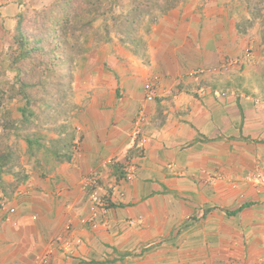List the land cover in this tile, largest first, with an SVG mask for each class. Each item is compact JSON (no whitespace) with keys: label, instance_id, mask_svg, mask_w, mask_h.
I'll return each mask as SVG.
<instances>
[{"label":"crops","instance_id":"obj_1","mask_svg":"<svg viewBox=\"0 0 264 264\" xmlns=\"http://www.w3.org/2000/svg\"><path fill=\"white\" fill-rule=\"evenodd\" d=\"M30 4L0 0V50ZM238 12L184 0L153 21L144 59L121 49L83 70L71 159L0 191V264H264V88L244 78L264 45Z\"/></svg>","mask_w":264,"mask_h":264},{"label":"trees","instance_id":"obj_2","mask_svg":"<svg viewBox=\"0 0 264 264\" xmlns=\"http://www.w3.org/2000/svg\"><path fill=\"white\" fill-rule=\"evenodd\" d=\"M240 1L253 16L251 19L264 12V6L260 8L263 0ZM181 2L128 0L124 9L120 0H52L48 6L28 8L18 15L9 33L8 48L0 53V130L2 135L22 139L26 148L23 153L17 152L15 142L14 146H4L0 153V190L4 194L24 182L30 173L45 176L56 164L70 160L75 145L74 130L68 124L53 123L47 128L54 130L55 138L47 139L39 129L22 132L53 119L45 111H53L65 98L73 80V66L88 50L87 38L94 21L101 19L105 23L101 40L107 41L108 34L115 31L123 47L144 59L145 41L144 35L138 34L140 27L144 34L148 33L158 15ZM251 22L249 18L241 20L239 31H246ZM13 101L21 103L18 120L9 115ZM68 128L72 134L66 133ZM25 154L32 162L31 170H24L21 163ZM6 175L11 176L9 180Z\"/></svg>","mask_w":264,"mask_h":264},{"label":"rangeland","instance_id":"obj_3","mask_svg":"<svg viewBox=\"0 0 264 264\" xmlns=\"http://www.w3.org/2000/svg\"><path fill=\"white\" fill-rule=\"evenodd\" d=\"M40 2V5H38L36 8L38 9L41 6H48L52 0H37ZM223 2L227 5L234 6L235 8L238 9L240 13L239 18H242L243 15H245V11L247 10L243 4V1L240 0H223ZM33 4V0H32ZM120 5L122 8L125 9L126 6H128V0H120ZM31 6V4L29 5ZM264 6V0L260 6V8ZM35 8V7H33ZM28 8H25L23 10H27ZM264 11V8H261ZM22 10V11H23ZM36 10V9H34ZM21 11V12H22ZM253 17L251 14H249V20H252V22L249 24V28L252 30L253 35L257 38V52L258 49L261 47L260 45H264V12L261 14H258L254 16V19H251ZM241 21V19H239ZM107 24L111 25V19L107 18L106 19ZM105 23H102L101 19H96L93 24V29L90 30L89 36L87 38L88 42L86 45L88 46V50L84 52L82 55L83 58L76 60V65L73 66V80L70 85V87L67 89V93L65 95V98H62L58 102V107L54 108L53 111L46 110L45 113H49V116H52L53 119L50 121L48 120L49 124H53L56 121L60 122L61 124H68L72 128H77L76 122L79 120L78 117H82L84 113L83 108V100L80 99L83 98L81 94L78 92V85L79 81H81V77L83 75V70L86 67H99L100 64H103L104 67L107 66L106 61L104 59L111 53L112 51L116 50H129L125 47H123L119 41V37L117 34H115V31H111L108 34L109 39L107 41L101 40V36L105 35L104 33V26ZM141 29L139 30L138 34H143L145 37L146 34L143 33V28L140 27ZM7 45V43H6ZM120 48V49H119ZM258 61H256L254 64L249 65L246 67L245 76L249 81H251L252 85L257 84L261 87L264 88V46L262 47L261 51H259L258 55ZM262 96H264V92H262ZM10 112L9 115L14 118L15 120H18L21 118V113L17 109L19 106H21V103L18 101H13L10 103ZM62 109V110H61ZM48 116V118H49ZM1 117H3L1 115ZM0 117V121L2 118ZM54 118H56L54 120ZM43 121V120H42ZM42 124H39L36 127H31L29 129L24 130L22 133H29L32 132L33 130L39 129L41 132L47 134V139L48 138H55L56 135L54 134V130H48L44 129ZM50 127V125H49ZM76 132V130H75ZM77 132L79 133L78 129ZM77 135V133L75 134ZM18 143V148L17 152H24L26 148V143L22 139H13L11 134L9 136L2 135V132L0 130V153L4 151V146H14V143ZM26 155V154H25ZM21 163L24 166V170H31L30 164L32 163L30 161V158L26 155L23 156L21 159ZM11 176L6 175L5 178L8 180Z\"/></svg>","mask_w":264,"mask_h":264},{"label":"clouds","instance_id":"obj_4","mask_svg":"<svg viewBox=\"0 0 264 264\" xmlns=\"http://www.w3.org/2000/svg\"><path fill=\"white\" fill-rule=\"evenodd\" d=\"M184 1V0H183ZM182 3V2H181ZM25 8H33L32 6H29V5H27V6H24L18 13H17V15H16V18L18 17V15L21 13V11L23 10V9H25ZM33 9H37V8H33ZM15 18V19H16ZM157 18H155L154 20H156ZM14 26V25H13ZM13 28V27H12ZM12 28H11V30H12ZM11 30L7 33V35L5 36V45H3V48L0 50V53H2V52H4L7 48H8V45H9V33L11 32ZM144 38V37H143ZM6 43H7V45H6ZM132 54V53H131ZM234 63V61H229L228 62V64H233ZM145 91H146V99L147 100H151V99H153V93H152V88H151V86L147 83V84H145ZM52 119H50V121H51ZM144 120H145V116H144V114L143 113H141V114H139L138 115V118L136 119V121L134 122V124H135V127H134V130H133V132H132V136H135L136 135V133H137V130H138V128L140 127V125L144 122ZM55 123H59V122H55ZM47 124H49V122H47V123H45V124H43L44 126H43V128L44 129H47L48 127H49V125L51 126V124H49V125H47ZM50 128V127H49ZM72 128V127H71ZM73 130H74V149H73V152H74V150H75V148H76V145H77V142H78V140L80 139V137H81V135H80V132L78 133L77 132V129L78 128H72ZM51 130V129H50ZM75 130H76V132H75ZM79 131V130H78ZM68 132H71L70 131V129L68 128V131L66 132V133H68ZM65 133V134H66ZM77 133V135H75ZM68 134H72V133H68ZM72 136V137H73ZM72 152V153H73ZM71 159V158H70ZM68 162V161H67ZM52 170H49V172L48 173H50ZM47 173V174H48ZM46 174V175H47ZM30 175H35V176H39V174H32V173H30ZM29 175V176H30ZM42 177V176H41ZM29 178V177H28ZM27 178V179H28ZM26 179V180H27ZM98 179H99V174L98 173H96V172H93L92 174H91V176L89 177V178H87L86 179V181H85V189L87 190V192H88V194H89V198H90V200H91V202H92V204H93V206H96L97 207V210H98V208H101V207H104L105 206V204H104V202H103V200L101 199V197H100V195H99V192H98V189H97V182H98ZM9 180V179H8ZM25 182V181H24ZM23 182H21L20 184H18L17 185V187L18 186H20L21 184H22ZM17 187H15V188H12L11 187V190L8 192V191H6L7 193L6 194H8V195H6V194H4L3 193V191L2 190H0L1 191V194H2V196H4V198H7L8 200H10L11 199V197H12V193H13V191L17 188ZM0 205H1V203H0ZM9 210H11V211H13V208H9ZM96 210V212H98ZM88 218H89V220H87V223L89 224V226H90V228L91 229H95V228H97L98 227V222H100V220H98V217H97V215L95 214V212L93 211V212H91L89 215H88Z\"/></svg>","mask_w":264,"mask_h":264}]
</instances>
